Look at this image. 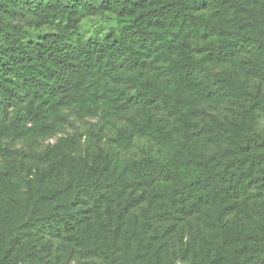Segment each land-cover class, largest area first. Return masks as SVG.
<instances>
[{"label": "trees", "instance_id": "obj_1", "mask_svg": "<svg viewBox=\"0 0 264 264\" xmlns=\"http://www.w3.org/2000/svg\"><path fill=\"white\" fill-rule=\"evenodd\" d=\"M100 102L136 103L150 135L162 110L178 147L123 161L65 138L31 177L11 162L3 140ZM0 159V264H264V0H0Z\"/></svg>", "mask_w": 264, "mask_h": 264}, {"label": "rangeland", "instance_id": "obj_2", "mask_svg": "<svg viewBox=\"0 0 264 264\" xmlns=\"http://www.w3.org/2000/svg\"><path fill=\"white\" fill-rule=\"evenodd\" d=\"M117 27V19L110 13L84 16L81 18L79 30L85 38L102 36L112 28ZM24 29L30 34H43L52 31V25L33 28L25 25ZM228 63L214 61L210 69L216 71L227 68ZM151 70L150 72H152ZM130 90V89H128ZM28 103V98L18 104L21 111ZM202 107L209 113L222 115L224 107L217 102H202ZM140 108V107H139ZM136 103L126 108H115L109 103L100 102L91 108H69L45 119V124L51 129L42 133L39 126L37 132L27 137L6 139L3 143L12 151L10 156L22 175L32 176L41 169L44 163L32 156L42 152L46 146L59 140H71L70 151L73 154L102 153L115 160H135L144 156H154L164 161L177 148L180 141L179 132L173 119L162 110H153V122L161 130L152 135L140 129L141 112ZM13 109L7 108L4 117H9ZM211 146L199 144L197 150H210ZM3 161L0 159V167ZM65 264H74L77 260L68 261L67 256L59 249Z\"/></svg>", "mask_w": 264, "mask_h": 264}]
</instances>
